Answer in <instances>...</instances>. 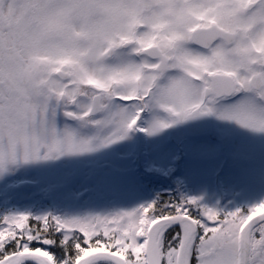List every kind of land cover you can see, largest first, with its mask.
Masks as SVG:
<instances>
[{"label": "snow or ice", "instance_id": "obj_1", "mask_svg": "<svg viewBox=\"0 0 264 264\" xmlns=\"http://www.w3.org/2000/svg\"><path fill=\"white\" fill-rule=\"evenodd\" d=\"M232 125L264 140V0H0V264H264Z\"/></svg>", "mask_w": 264, "mask_h": 264}, {"label": "rangeland", "instance_id": "obj_2", "mask_svg": "<svg viewBox=\"0 0 264 264\" xmlns=\"http://www.w3.org/2000/svg\"><path fill=\"white\" fill-rule=\"evenodd\" d=\"M226 130L231 131L238 140H243L247 143L250 147V153L252 156V163L251 167L256 170L257 175L264 163V140L262 139H253L249 134L243 132L242 130H238L234 125L226 126ZM193 169H197L202 167L201 165H197L195 163L191 164ZM259 185L257 184V187ZM198 183L193 185V192L192 194H199L207 196L206 192L197 191Z\"/></svg>", "mask_w": 264, "mask_h": 264}, {"label": "flooded vegetation", "instance_id": "obj_3", "mask_svg": "<svg viewBox=\"0 0 264 264\" xmlns=\"http://www.w3.org/2000/svg\"><path fill=\"white\" fill-rule=\"evenodd\" d=\"M174 135H178V134L174 133Z\"/></svg>", "mask_w": 264, "mask_h": 264}]
</instances>
